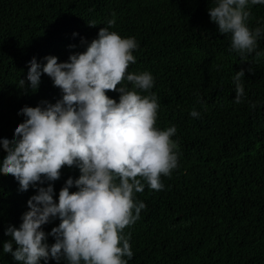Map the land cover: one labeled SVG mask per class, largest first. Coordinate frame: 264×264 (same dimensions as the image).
<instances>
[{"label": "trees", "instance_id": "1", "mask_svg": "<svg viewBox=\"0 0 264 264\" xmlns=\"http://www.w3.org/2000/svg\"><path fill=\"white\" fill-rule=\"evenodd\" d=\"M212 6L213 0H0V138H13L24 106L61 99L47 75L36 91L28 88L33 58L42 66L47 56L67 62L113 18L110 31L137 41L128 71L152 74L149 91L160 105L156 126L176 127L179 155L171 176L161 177L163 190L145 184L135 193L146 207L124 229L133 252L127 264H264V35L257 41L260 56L242 63L230 35L210 21ZM247 10L248 27L264 29V4L249 3ZM241 69L244 96L237 104L232 78ZM107 95L118 101L119 93ZM4 155L0 149V161ZM78 176L77 168L64 167L52 182L54 199L69 177ZM18 189L11 175L0 174V264H18L3 252L11 239L4 233L19 227L36 194L33 187ZM58 224L53 219L42 230L47 234Z\"/></svg>", "mask_w": 264, "mask_h": 264}, {"label": "clouds", "instance_id": "2", "mask_svg": "<svg viewBox=\"0 0 264 264\" xmlns=\"http://www.w3.org/2000/svg\"><path fill=\"white\" fill-rule=\"evenodd\" d=\"M249 3L264 0H213L208 8L210 21L219 33L230 35L231 50L242 63L253 53L260 56L257 41L264 35L261 27H248ZM114 25L110 19L108 27H101L85 50L69 55L67 62L55 56L45 57L43 66L35 58L29 61L28 88L36 91L41 76L47 75L62 96L54 104L41 101L21 108L18 115L25 119L13 138H0L6 153L0 174L11 175L20 192L36 190L19 227L10 225L4 233L11 239L3 242V252L18 264H47L50 258L57 264L61 259L65 264H127L125 257L131 259L133 252L131 234L124 229L146 207L135 193L145 184L163 190L161 177H170L178 167V143L172 139L176 127L156 126L160 105L149 91L154 78L148 71H128L136 63L133 51L138 44L134 37L110 31ZM244 75L241 69L232 78L237 104L244 96ZM19 87L25 88V79L19 80ZM108 92L119 93L118 101ZM199 115L190 112L193 118ZM64 167L77 168L79 176L69 177L54 199L52 182L60 179ZM45 182L46 187L39 186ZM73 187L76 190L70 191ZM53 219L59 224L46 234L42 226ZM47 236L54 243H46Z\"/></svg>", "mask_w": 264, "mask_h": 264}]
</instances>
